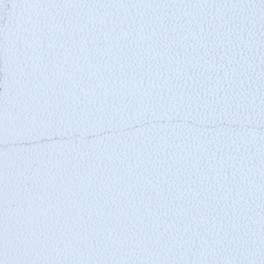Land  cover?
I'll return each mask as SVG.
<instances>
[{"label":"snow or ice","instance_id":"1","mask_svg":"<svg viewBox=\"0 0 264 264\" xmlns=\"http://www.w3.org/2000/svg\"><path fill=\"white\" fill-rule=\"evenodd\" d=\"M0 264H264V0H0Z\"/></svg>","mask_w":264,"mask_h":264}]
</instances>
